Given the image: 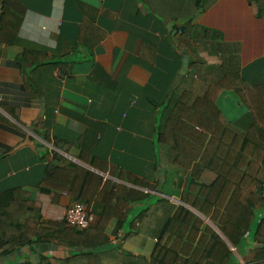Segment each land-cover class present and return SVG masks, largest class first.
I'll use <instances>...</instances> for the list:
<instances>
[{"label":"crops","instance_id":"0c3cea01","mask_svg":"<svg viewBox=\"0 0 264 264\" xmlns=\"http://www.w3.org/2000/svg\"><path fill=\"white\" fill-rule=\"evenodd\" d=\"M0 15L7 40L0 42V240L12 243L7 253L0 249V264H147L181 207L210 225L182 202L184 175L169 163L158 127L183 93L190 105L223 76L216 42L237 46L241 76L264 81V12L258 15L251 0H0ZM189 20L217 34L191 33L194 62L177 44ZM215 103L245 132L248 109L233 89H222ZM55 137H80L106 170L79 159L77 145L68 153L55 148ZM55 150L103 180L149 194L130 204L129 222L144 211L135 227L127 222L118 230L112 218L108 239L88 255L68 241L20 243L37 227L31 219L58 224L74 202L64 194L52 202L39 189ZM133 177L156 187L134 185ZM88 207L94 226V204ZM28 219L23 232L19 224ZM235 258L245 264L238 252Z\"/></svg>","mask_w":264,"mask_h":264},{"label":"trees","instance_id":"16d2710c","mask_svg":"<svg viewBox=\"0 0 264 264\" xmlns=\"http://www.w3.org/2000/svg\"><path fill=\"white\" fill-rule=\"evenodd\" d=\"M251 1L257 14H262L264 0ZM5 13L4 9L3 15ZM21 14L16 13L18 20ZM186 25L188 27L177 34V44L194 58L191 33L196 39L200 32L204 31L206 34L203 35L208 36L211 31L193 25L190 20ZM4 31L0 22L1 43H7ZM210 35L217 37L213 32ZM216 49L223 61V76L210 83L204 95L190 105L187 104L188 93H183L181 99L172 104L157 133L158 141L168 144L169 163L184 175L181 186L186 191L181 196L182 202L208 218L216 229L191 210L181 207L147 264H241L236 261L230 245L245 264H262L264 261V81L253 83L241 76L237 46L216 42ZM222 89H233L247 107L250 123L245 132L230 126L216 105ZM43 137L49 139L48 134ZM75 140L77 143L55 137L53 145L66 153L77 145L79 159L106 170L104 161L82 149L80 137ZM97 160L103 162L102 165ZM114 171L111 167L109 173ZM128 180L150 190L156 187L146 185L137 177ZM38 186L55 203L64 194L74 201L94 204L95 224L81 230L68 227L63 221L41 224L34 218L31 220L36 221L37 227L18 241L23 243L31 238L44 242L68 241L70 246L87 255L106 242L108 236L104 230L112 218L117 219L118 230L127 222L134 228L144 211L131 223L128 220L130 204L142 202L149 195L111 179L103 180L100 175L73 162H65L56 150L52 152L45 176ZM27 204L33 207L36 203ZM19 227L23 232L27 231L29 219ZM131 233L133 231L126 236ZM93 239L95 243L91 242ZM10 247L12 243L7 239L0 240L3 252L7 253ZM45 263L43 258L39 264Z\"/></svg>","mask_w":264,"mask_h":264},{"label":"built area","instance_id":"2783aa9c","mask_svg":"<svg viewBox=\"0 0 264 264\" xmlns=\"http://www.w3.org/2000/svg\"><path fill=\"white\" fill-rule=\"evenodd\" d=\"M93 220L94 217L88 205L80 201H74L66 207L60 219L66 226L81 230L90 227Z\"/></svg>","mask_w":264,"mask_h":264},{"label":"rangeland","instance_id":"374dc122","mask_svg":"<svg viewBox=\"0 0 264 264\" xmlns=\"http://www.w3.org/2000/svg\"><path fill=\"white\" fill-rule=\"evenodd\" d=\"M149 199V197L146 199V200H148ZM145 200V201H146ZM140 210V208L138 209V210H132L131 211V216L129 217V219H131V217L136 213V212H138ZM198 214H200L198 211H196ZM202 217V216H201ZM204 218V217H203ZM205 221V220H204ZM209 223H210V225L214 228V229H216L215 228V226H214V224L209 220ZM234 252H236L235 250H233Z\"/></svg>","mask_w":264,"mask_h":264}]
</instances>
